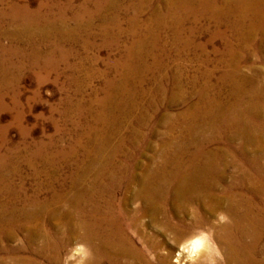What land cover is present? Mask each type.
Listing matches in <instances>:
<instances>
[{"label":"bare ground","instance_id":"obj_1","mask_svg":"<svg viewBox=\"0 0 264 264\" xmlns=\"http://www.w3.org/2000/svg\"><path fill=\"white\" fill-rule=\"evenodd\" d=\"M97 16L105 41L123 47L117 75L87 127L73 122L64 147L38 144L28 175L0 186V264H76L77 246L85 264H171L176 249L191 260L209 228L229 264H264V0H0V89L26 65L57 69L64 43H90ZM13 156L0 167L18 173ZM220 213L227 223L212 220Z\"/></svg>","mask_w":264,"mask_h":264},{"label":"rangeland","instance_id":"obj_2","mask_svg":"<svg viewBox=\"0 0 264 264\" xmlns=\"http://www.w3.org/2000/svg\"><path fill=\"white\" fill-rule=\"evenodd\" d=\"M32 1L35 2V0H32ZM80 1L81 0H75V3L79 4ZM93 10H96V8L94 7ZM104 14L108 15L109 13L107 11H104ZM147 15L149 16V14H147ZM147 15L145 14L144 18H148ZM101 21H102V23H101ZM122 21H123L122 27L125 28L126 27V24H125L126 19L123 17ZM93 24H94V26L92 29H90L89 36L87 38L90 43L87 44L84 41H82V42L77 41L78 43H72L71 41H68V42L64 43L63 48H65L66 50L69 51L67 57L65 59H63L62 54L59 53L60 55L57 54V57L55 59V63L57 62V65H58V66L56 65L58 67L57 69L60 71H58L57 69L54 70L53 68L50 69L49 67L32 68L30 65H26L24 70L22 69L20 71H16L17 73L15 71L13 72V74L15 73V75H16V76L15 75L14 76L18 77V79L16 80L15 83H12V85L10 87H3L0 89V106H1L0 107V110H1L0 111V155L4 156V157L7 156V159H8V158L13 156L12 155V152H13L15 157L18 156L17 157L18 161L16 162V165L18 166V173L20 172L19 173L20 175H19L13 169V167L12 168L0 167V169H2V171L0 170V175H1L0 176V186L2 184L4 185V183H8L9 181H10L9 183L18 184L20 182L21 176L28 175L29 169L27 168L28 166H26V162L24 159L28 157V154H30L35 149V147L37 148L38 144L40 145V143L46 144L47 142H50V143L52 142L54 144H57V146H59V147H64L65 145H67L69 143V141H72L73 135L71 133L72 132L71 130L73 127H75L74 125L77 123V124H81L80 125L81 128H83L84 125H86V127H87V124L90 123L89 120L90 119L92 120V117L98 112V111L95 112V110L100 109L98 106L99 103H97V102L102 101V99L104 98L105 93H106L105 88L108 87V82L111 79L113 80V77H115L117 75V74H114V70L112 69L113 68V62H114V59L117 58V56L118 57L120 56V54H121L120 51H121V48L123 49V47L119 48L117 46H112L111 44H109L105 41V39L103 38V35L100 34L101 33L100 29L104 25L103 20L100 19V16H97L94 18ZM170 35L171 34L167 33V32L162 33L163 38H165V37L169 38ZM123 40L125 42L127 41L126 36L122 38L121 45L124 44ZM207 40H208V35H202L200 37H197V42L198 41L199 42H208ZM3 43L5 45L6 44L8 45L9 41L7 39H4ZM215 45H216L215 48H217L218 46H219L218 48H222L221 40L216 39ZM215 45L214 44L208 45V50L209 51L214 50ZM69 46H70V49H69ZM88 46H90V47H88ZM64 52H67V51H64ZM188 53H190V52L188 51ZM61 62H62V64H61ZM72 63H73V65H72ZM251 63H253V62L249 61L247 64L250 65ZM68 64H69V66H68ZM184 64L186 67H197V65H198V63L195 61L194 62L187 61ZM256 64L260 65L259 63H256ZM169 65L171 67V70L174 69L175 65H176L175 61L174 62H173V60L170 61ZM34 70H36V71H34ZM62 74H65V75L62 76ZM105 74H106V76H105ZM218 74H219V72H218ZM19 76H21V77H19ZM42 76H44V77H42ZM90 76H91V78H90ZM110 76H111V78H110ZM41 80H42V82H41ZM84 84H85V86H84ZM14 85H15V88H14ZM57 87H58V89H57ZM144 87L145 88H151L152 86H151V84L145 83ZM82 88L83 89L86 88L85 90H87V91L83 90ZM6 89H8V90L6 91ZM189 90H191V86L189 87ZM2 91H4V92H2ZM77 92H80L81 94L77 93ZM67 93H69V94H67ZM76 93L78 95H76ZM91 95H92V97H91ZM67 99L69 102L67 101ZM1 101H3V102H1ZM194 101H196V99H194ZM143 103H144V101H143ZM67 106H69V107H67ZM71 106H73V107H71ZM182 107H183V105H177V106L174 105V106L167 108L168 110H166L165 107H163L164 109L161 110L160 114L166 113V112L177 113V112H179V110H182ZM15 108L16 109L18 108V109L16 110ZM57 108H58V110H57ZM72 109L75 112H73ZM80 110H82V112ZM90 113H92L93 115L91 116ZM79 115H80V117H79ZM83 118H84L85 122H84ZM66 119H67V121H66ZM158 129L160 131H165V128L164 127L162 128V126L161 127L159 126ZM159 139L161 140L162 137L156 136L153 139L154 144H157L158 143L157 141ZM48 140H50V141H48ZM2 145H3V148H2ZM26 145H27V147H26ZM18 146H20V147H18ZM2 149H4V150H2ZM6 149L8 152L5 151ZM28 150H30V151H28ZM26 153H27V157H26ZM146 153L148 154V155L146 154L147 157L140 158V162H143V163L147 162L149 156L154 154L152 150H148V151H146ZM18 163H20V164L18 165ZM19 167H21V168H19ZM10 179L12 180V182ZM222 215L226 216L224 213H220V214H218V217H212L211 216V218H212V220H214L215 222H217L219 224H225L228 221V217L226 216L227 219H221ZM144 221L147 222V218L144 219ZM142 229L151 235L154 233L153 228L149 224L143 225ZM201 234L206 235L209 239L207 242V248H205L202 251V254H200V256H198L196 258V264L197 263L208 264L209 260H211V259H215L216 264H229V262H227L228 260L225 256L224 249L222 248L223 246L221 245V243L219 241L216 240L213 229L209 228ZM8 243L13 244L15 242L12 243L11 241H5V244H8ZM76 246H77V244H74V245H72V248H76ZM261 248L264 249V240L261 243ZM167 251H168L167 248H164L162 250V252H164V253ZM177 253H179V249L172 250V254L170 257L171 264H192L191 260H187V259H184L182 261L178 260L179 257L177 255ZM216 253H219V255L217 256ZM78 257H80V256H78ZM258 257L260 258L261 256H258ZM79 259L81 260V257L78 258V261H79ZM151 260L155 264H164L163 262L158 260L157 257L154 255H151ZM78 261H76V264Z\"/></svg>","mask_w":264,"mask_h":264},{"label":"clouds","instance_id":"obj_3","mask_svg":"<svg viewBox=\"0 0 264 264\" xmlns=\"http://www.w3.org/2000/svg\"><path fill=\"white\" fill-rule=\"evenodd\" d=\"M221 219H227V217L222 215ZM208 239L209 238L206 235L201 234L200 237L193 240L191 244L189 245L187 250L190 251L192 254L190 256L192 264H196V258L198 257V253L200 252L201 249L205 248L208 242ZM76 254L81 255L82 257L81 260L77 262V264H85V260L88 258L89 254L84 250L83 246H77ZM216 255L218 256L219 253H216ZM70 259H74V256L67 257L65 260V264H67L68 260ZM208 264H216L215 259L209 260Z\"/></svg>","mask_w":264,"mask_h":264}]
</instances>
